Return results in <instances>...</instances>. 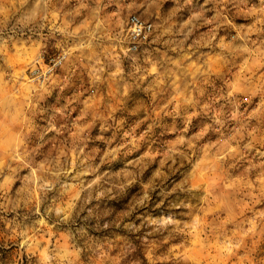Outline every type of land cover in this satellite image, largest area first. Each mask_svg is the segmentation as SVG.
<instances>
[{
    "label": "rangeland",
    "instance_id": "rangeland-1",
    "mask_svg": "<svg viewBox=\"0 0 264 264\" xmlns=\"http://www.w3.org/2000/svg\"><path fill=\"white\" fill-rule=\"evenodd\" d=\"M0 264H264V0H0Z\"/></svg>",
    "mask_w": 264,
    "mask_h": 264
},
{
    "label": "built area",
    "instance_id": "built-area-1",
    "mask_svg": "<svg viewBox=\"0 0 264 264\" xmlns=\"http://www.w3.org/2000/svg\"><path fill=\"white\" fill-rule=\"evenodd\" d=\"M127 34L131 43L136 46V42L145 38L152 29V23L143 20L137 14H130L126 20Z\"/></svg>",
    "mask_w": 264,
    "mask_h": 264
}]
</instances>
